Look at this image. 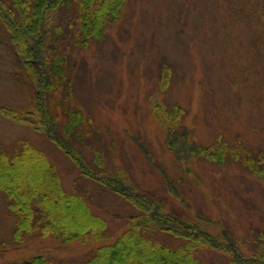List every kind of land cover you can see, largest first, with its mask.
<instances>
[{"label": "rangeland", "instance_id": "obj_1", "mask_svg": "<svg viewBox=\"0 0 264 264\" xmlns=\"http://www.w3.org/2000/svg\"><path fill=\"white\" fill-rule=\"evenodd\" d=\"M77 15L76 3L47 15L46 30L62 28L65 60L64 82L48 93L36 90L0 31V107L35 116L31 124L0 113V146L12 153L19 141H31L56 165L65 188L83 194L108 227L100 241L35 231L19 242L16 220L0 193V264L37 257L81 264L113 244L130 227L129 216L139 214L83 177L50 139L37 108L42 96L60 139L95 170L120 171L134 191L149 195L166 213L196 221L201 213L213 233L229 230L237 238L239 253L254 257L262 246V256L264 179L251 163L264 168V0H127L105 38L86 49L69 35L78 29ZM75 116L80 124L67 136ZM183 128L201 149L222 146V163L204 156L179 159L189 156L180 157L181 142L178 154L171 152L170 132ZM24 159L37 157L22 155L12 169L29 191L37 183L27 166L19 168ZM219 255L201 253L215 261Z\"/></svg>", "mask_w": 264, "mask_h": 264}, {"label": "trees", "instance_id": "obj_2", "mask_svg": "<svg viewBox=\"0 0 264 264\" xmlns=\"http://www.w3.org/2000/svg\"><path fill=\"white\" fill-rule=\"evenodd\" d=\"M126 1L0 0V31L2 37L9 39V48L22 63L23 73L34 82L37 91L46 92L65 79V60L60 49L63 43L61 40L64 39V36L61 37L62 28L55 26L51 31L46 30L48 13L76 3L78 29L70 31L69 35H74V43L86 49L91 42L105 38L108 26L120 20ZM44 100L42 96L37 102V108L40 122L46 126L50 139L71 158L83 177L122 198L139 212L138 215L129 216L130 227L113 244L99 248L93 257L81 264H264V259L254 258L257 254L260 258L264 257V254L260 256L262 246L256 249L254 257L248 258L239 253V242L229 230L217 235L209 228L210 222L207 221L204 226L202 222L207 217L201 213H197V221L166 213L160 203L153 198L149 199V195L134 191L135 187L128 183L129 180L120 171L105 173L95 170L68 145L67 139H60L61 136L54 130L55 123L44 112ZM0 113L14 121L31 124L35 117L34 113L5 107H0ZM75 117L69 120L67 136L80 124L79 116ZM170 133L171 152L178 154L183 143L180 157L189 155L179 159L204 156L222 163V146L211 151L201 149L193 143L192 134L186 128ZM30 142L19 141L12 153L0 146V177L4 179L0 181V193L7 201L8 212L16 220L15 240L22 242L35 231H40L43 236L59 234L64 240L93 238L100 241L101 236H105L107 222L93 213L83 194L65 188L56 165ZM26 154L37 157L36 160H21L18 164L19 168L27 166L35 178L37 187L29 191L24 190L29 187V183L22 182V177L12 169L19 161L18 158ZM256 165V162L251 163L252 172L264 179V168L260 170ZM17 181L23 187H17ZM207 249L220 254L218 261L201 256ZM25 264L50 263L46 258L37 257Z\"/></svg>", "mask_w": 264, "mask_h": 264}]
</instances>
